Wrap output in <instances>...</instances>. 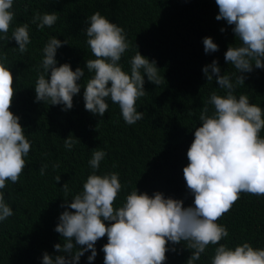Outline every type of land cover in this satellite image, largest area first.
Here are the masks:
<instances>
[{
    "label": "trees",
    "instance_id": "obj_1",
    "mask_svg": "<svg viewBox=\"0 0 264 264\" xmlns=\"http://www.w3.org/2000/svg\"><path fill=\"white\" fill-rule=\"evenodd\" d=\"M11 11L14 18L9 39L0 40V56L7 57L2 62L14 77L15 95L10 111L20 118L31 150L24 157L26 167L19 182H6L2 190L14 215L0 222V264H42L44 252L53 257L68 256L55 251L54 245H63L64 238L54 229L65 210L61 204L82 191L83 183L93 173L88 162L95 150L106 153L96 174H119L122 188L114 207L122 206L135 189L149 196L160 192L165 198L182 200L184 207L193 206L194 196L183 174L189 163L187 151L195 128L201 126V110L207 105L209 115L214 111L207 103L210 95L226 94L215 76L208 81L202 72L213 60L218 62L220 75L232 79L234 95L246 94L250 103L264 109V68L253 66L252 72L243 73L244 85L235 83L239 73L225 61L224 54L229 46H240L241 42L232 31L234 26L216 20L219 9L215 0H13ZM96 11L124 29L129 48L119 61L123 71L130 75L129 62L137 51L150 61L155 60L159 69V86L144 77L146 95L135 104L137 111L143 112V119L134 125L124 122L119 106L110 99L103 117L85 109L84 86L93 75L85 65L87 59L95 57L83 29L88 26L86 18ZM53 12L58 19L50 28L38 29L39 21L32 22L37 13ZM23 24L28 25L30 43L27 51L20 53L11 35ZM221 28L225 31L221 32ZM52 37L68 43L57 49V66L68 63L73 71L77 67L85 71L78 81L80 92L73 96V107L67 111L62 110L63 105L35 99V82L39 74H44L42 50ZM205 37L213 39L218 51L205 53ZM69 135L74 141L71 150L64 147ZM260 136L264 138V130ZM41 167H45L43 175ZM65 183L69 188L67 195L62 190ZM217 223L229 232L219 243L234 248L248 242L254 248H264V196L241 193ZM106 243L107 236L99 239L95 259L88 261L89 250L78 264H104L102 248ZM167 247L164 264H186L192 254L186 242H168ZM173 247L176 251L171 250ZM215 247L209 245L195 264H210ZM80 248L76 245L74 251Z\"/></svg>",
    "mask_w": 264,
    "mask_h": 264
},
{
    "label": "clouds",
    "instance_id": "obj_2",
    "mask_svg": "<svg viewBox=\"0 0 264 264\" xmlns=\"http://www.w3.org/2000/svg\"><path fill=\"white\" fill-rule=\"evenodd\" d=\"M59 2V0H58ZM219 13L216 20H224L234 26L232 31L241 42L240 46H229L224 54L228 64L234 66L239 75L236 84L244 85L243 73L264 68V0H215ZM13 0H0V40H8L14 13ZM58 17L53 13H37L32 22L38 29L52 27ZM83 29L86 43L95 59L86 60V69L92 73L84 86L83 99L87 111L103 117L108 111V99L119 106L127 125L143 119L137 111L136 101L146 95L144 77L159 86L161 76L155 60H149L139 51L130 60V75L119 64L129 48L124 29L110 22L99 11L86 18ZM221 32L225 29L221 28ZM11 39L18 44V51H27L30 43L28 25L23 24L12 31ZM66 41L52 37L43 47L41 67L35 82L36 102L63 105L64 111L73 107V96L79 94L78 81L85 75L84 69L75 71L68 63L57 66L56 53ZM205 53L218 51L211 37L203 38ZM0 56V222L14 215L12 207L5 201L2 191L7 183L16 184L26 167V157L31 143L26 138L20 118L10 111L15 95L14 77ZM254 62V63H253ZM216 60L205 65L202 72L208 81L216 83L226 91L225 95L213 92L208 104L214 111L209 115L206 105L200 113L201 126L195 128L194 139L187 151L188 165L183 168L189 192L194 196L193 206L184 207L182 200L165 198L160 192L149 196L133 190L122 206L114 202L122 185L116 172L97 175L100 162L106 153L93 151L89 166L93 173L83 183L82 191L69 202L64 200L59 222L54 231L64 238L56 243L57 252L42 255V264H78L81 256L91 250L87 257L92 262L96 255V242L107 236L103 246L104 264H164L167 244L186 242L192 254L186 264L200 260L209 245L216 246L210 264H264V248H254L243 242L234 248L219 243L229 236L228 229L217 221L240 199L241 193L264 196V109L250 103L246 94L234 95L235 86L228 75H220ZM50 73V78H49ZM47 74V78L45 76ZM110 85V86H109ZM74 141L69 135L64 147L71 150ZM58 167V165L54 166ZM115 167V165H114ZM45 167L40 173L44 174ZM56 182L60 181L57 176ZM65 195L67 183L62 188ZM105 221L109 222L107 225ZM75 241V244L73 243ZM81 246L75 250V246ZM176 251L175 247L171 249Z\"/></svg>",
    "mask_w": 264,
    "mask_h": 264
}]
</instances>
